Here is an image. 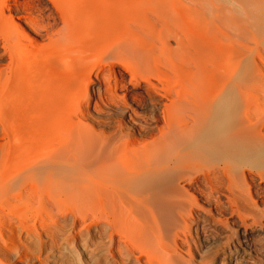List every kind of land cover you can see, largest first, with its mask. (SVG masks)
Here are the masks:
<instances>
[{
  "label": "bare ground",
  "instance_id": "1",
  "mask_svg": "<svg viewBox=\"0 0 264 264\" xmlns=\"http://www.w3.org/2000/svg\"><path fill=\"white\" fill-rule=\"evenodd\" d=\"M0 100L6 264L69 224L95 264L264 251V0H0Z\"/></svg>",
  "mask_w": 264,
  "mask_h": 264
},
{
  "label": "rangeland",
  "instance_id": "2",
  "mask_svg": "<svg viewBox=\"0 0 264 264\" xmlns=\"http://www.w3.org/2000/svg\"><path fill=\"white\" fill-rule=\"evenodd\" d=\"M126 13L128 15V18H129L128 23H129V25L131 27H135L137 25L135 23H137L138 19H139V21L146 19L145 14H143L141 11H139L134 6V3H132V2H130V5L128 6V9H127ZM112 21H113V23H111V24L114 27V23L115 22H119L120 19L117 18V19H113ZM141 22H144V21H141ZM194 27H193V30H192L193 33H204L198 26L195 25ZM136 33H139V32H136ZM140 33H142V32H140ZM70 95H72V100L73 101L79 98V94L76 93V92L74 94L71 92ZM1 103H6V101L5 100H0V104ZM3 112H4V115H5V119H3L2 122L5 123L8 126H11V124L12 125H16V127L19 129V133L18 134H19L21 140H23V139H31V138L36 139L39 136L40 130L39 131L33 130L31 128V126H29L28 124L24 123L25 121L27 122V120L29 119V117H28L29 114L26 113V110H24L23 113H21V112L18 113V115L17 114L16 115H12V113L8 109H3ZM23 119H25V120H23ZM12 120L13 121L16 120L15 121L16 124H13ZM22 121H23L24 124H21ZM17 123H18V125H17ZM2 136H3V133L0 132V145L3 143ZM41 145H45V147H46L45 143H42ZM11 149H12V147L10 148L8 146L4 147L3 149L0 147V166L3 163V160L1 158L2 151L4 150V152L6 154H9ZM8 162H10V161L8 160ZM3 172H5V171H3ZM36 216H38V215L35 214L34 215V219H33V220H35V224H32V225H36L38 228H40L39 226L41 224H43V221H41L39 219V217H36ZM40 216H41L40 218H43V219L46 220L47 224L51 223V220L48 221V219H46V218H49L48 214H46V215L42 214ZM35 217H36V219H35ZM38 219H39V221H38ZM31 223H32V221H31ZM73 226L74 225H72V224L65 225L64 226L65 230L63 231L64 233L60 234L58 236H55L53 238L52 242H50V240L48 238L43 237L44 241L46 240L45 242L49 241L51 243V245H50V243H48L49 246L47 245V247L49 248V249H47L48 254H47L46 251L45 252L31 251L26 246L23 247L21 244H19L20 242H18V240H14L17 243V245L19 244V246H21V249L19 251V254L18 253L15 254V256H14L15 259L13 257V261L14 262L16 261L15 262L16 264L17 263L18 264H46V263L47 264H95L94 263L95 262V255H96L95 254L96 253V251H95L96 247L94 245L95 244V239H94L95 235L93 234L92 231L86 232V234H85V232L83 234L78 233V231H80L79 229H77L78 227L76 226V229H74ZM40 232H43V230L40 229ZM12 240L9 239V243H13L14 241H12ZM55 242H56V244H53ZM55 253H57V254H55ZM52 254L55 255V256H52ZM16 257H17V259H16ZM254 257H256V258H254V261L256 262V264H257V262H258V264H259V262L261 264H264V261H263L264 260L263 248L257 247V252L255 253ZM55 259H56V262H54ZM0 261L3 262L2 264H6V260L3 259L1 256H0ZM20 261H23V263L20 262ZM0 264H1V262H0Z\"/></svg>",
  "mask_w": 264,
  "mask_h": 264
}]
</instances>
